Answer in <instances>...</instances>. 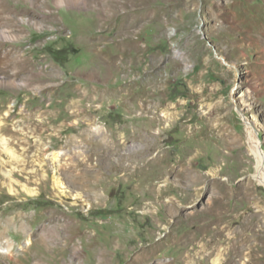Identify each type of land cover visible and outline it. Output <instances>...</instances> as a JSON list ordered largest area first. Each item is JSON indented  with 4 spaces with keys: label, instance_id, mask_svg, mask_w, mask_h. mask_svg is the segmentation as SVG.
<instances>
[{
    "label": "rangeland",
    "instance_id": "obj_1",
    "mask_svg": "<svg viewBox=\"0 0 264 264\" xmlns=\"http://www.w3.org/2000/svg\"><path fill=\"white\" fill-rule=\"evenodd\" d=\"M256 146L264 0H0V264H264Z\"/></svg>",
    "mask_w": 264,
    "mask_h": 264
},
{
    "label": "bare ground",
    "instance_id": "obj_2",
    "mask_svg": "<svg viewBox=\"0 0 264 264\" xmlns=\"http://www.w3.org/2000/svg\"><path fill=\"white\" fill-rule=\"evenodd\" d=\"M251 138V137H250ZM253 139V138H252ZM254 141V140H253ZM255 142V141H254ZM256 144V142H255ZM254 144V145H255ZM258 144V143H257ZM253 152H254V155L257 159V164H256V170H255V173H254V177L255 179L259 182V183H264V152L258 147L256 146L254 149H253ZM58 156V153H54V157H57ZM161 159V155L160 153L158 155H154V157L152 158V162L153 164H157ZM169 174H172V173H177V174H182V173H185L184 169L182 170H178V171H175L173 169H168L167 171ZM7 175L9 177H11V172L7 173ZM195 175L192 176V182L195 184L197 183V181H195ZM57 184H60V181L57 180ZM170 190V187L168 186H164L163 189H162V192L163 191H169ZM168 201H170L171 203H174V200L171 198L169 199ZM172 206V205H171ZM219 259V257H216L214 258V261L217 262V260Z\"/></svg>",
    "mask_w": 264,
    "mask_h": 264
}]
</instances>
